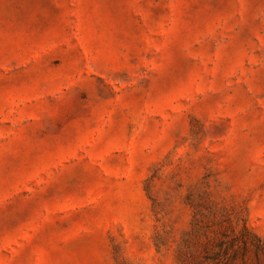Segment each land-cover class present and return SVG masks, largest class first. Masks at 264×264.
Here are the masks:
<instances>
[{"label": "rangeland", "instance_id": "obj_1", "mask_svg": "<svg viewBox=\"0 0 264 264\" xmlns=\"http://www.w3.org/2000/svg\"><path fill=\"white\" fill-rule=\"evenodd\" d=\"M0 264H264V0H0Z\"/></svg>", "mask_w": 264, "mask_h": 264}, {"label": "trees", "instance_id": "obj_2", "mask_svg": "<svg viewBox=\"0 0 264 264\" xmlns=\"http://www.w3.org/2000/svg\"><path fill=\"white\" fill-rule=\"evenodd\" d=\"M245 232H247L248 231V229L247 228H245V230H244ZM233 241L232 242H230V244H228V243H225V244H221L220 242H219V248H220V250H225V251H227L228 249H230V247H232V245H233ZM260 243V242H259ZM260 244H262V243H260ZM262 246V245H261ZM263 247V246H262Z\"/></svg>", "mask_w": 264, "mask_h": 264}]
</instances>
